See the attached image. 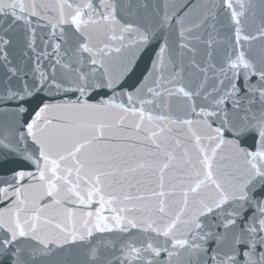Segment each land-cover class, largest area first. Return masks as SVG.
<instances>
[{
    "label": "water",
    "instance_id": "95a60500",
    "mask_svg": "<svg viewBox=\"0 0 264 264\" xmlns=\"http://www.w3.org/2000/svg\"><path fill=\"white\" fill-rule=\"evenodd\" d=\"M22 2L25 5L23 12L19 0H0L3 5L17 4L16 17H13L11 7L0 8V36L10 40L6 48L0 45V80L7 73L3 63L5 51L21 73H28L29 83L32 82L33 69H36L38 78L40 74L52 75V66L57 59L61 63L55 64L56 78L75 80L77 69L89 70L82 59L90 58L89 54L77 52L78 44H87L93 52L102 48L105 53L113 50L105 59L112 62L111 70L118 77L119 86L114 90L107 87L86 89L83 94L75 89L74 84L65 83L61 90H49L45 86L38 91L31 90L33 95L26 98L24 105L26 111L19 115H14L11 107L0 106V189L5 190L0 191V224L5 225L0 228V239L6 235L10 237L7 227L14 228L19 224L26 232L32 233L18 237L15 245L21 249V260L27 264H88L89 249L98 243L101 252L104 251V242L108 241L114 242L117 248L122 240L135 241L139 245L151 239L154 244H162L165 239L162 235L157 237L153 232L142 230L153 221L154 227L162 232L179 217L173 233L181 238L184 231L181 222L202 211L201 201L210 204L218 196L211 183L198 184L206 171L204 155L210 157L213 178L221 183L235 174L234 169L242 166L233 145L227 143L235 137L230 131L222 130L221 139L225 142L213 153L212 149L220 144V139L210 140L209 137H216L214 129L219 125L212 123L209 127L212 118L200 113L199 107L193 112L191 98L182 94L171 98L166 94L162 97L148 95L144 98L154 100V103L141 105L138 101L129 103L127 93L149 75L153 60L165 40L168 44L163 53L166 69L170 68V60L177 65L182 60V84L187 91H192L194 85L203 79L193 63L219 65L225 51L235 44L237 26L241 28V37H254L243 42L244 50L252 58H258L264 52V37L258 34L264 31V0H250V3L248 0H232L233 10L238 12L241 11V2L244 3V15L238 18L239 25L223 7H214L222 4V0H115V22L100 19L99 13L104 11L102 0ZM86 3H91L92 9L83 8ZM77 7L83 10V21L98 22L77 28L71 23ZM210 11L216 13L215 20L208 15ZM174 14L175 18L161 27L163 18ZM206 16L207 23H202ZM180 18L184 21L185 41L179 37L181 27L176 20ZM125 23L151 26L156 30V37L140 43L136 34L124 33V38L120 39ZM134 40L137 43L133 44ZM182 42L187 43L188 48L181 49ZM115 48H120V53H116ZM65 63L74 65L73 70H65L62 67ZM162 74L168 78L167 70ZM208 76L211 77L212 73L208 72ZM12 83L22 81L13 79ZM182 84L164 87L175 92ZM196 103L199 105L201 101L197 99ZM44 105L48 107L36 120L34 132L46 144L50 156L47 164L40 159V146L27 130L15 127L17 121L32 122L35 112ZM253 143L252 135L244 138V145ZM76 145H83L78 158L86 167L80 175L83 177L87 173L93 178L88 184L82 179L77 180L75 172L71 181L65 183L63 179L54 178L49 171L56 162L60 165L56 175L64 176V169L71 165V160L61 162L59 156L66 155ZM40 170L45 171L44 179H40ZM21 171L32 175L17 177L16 173ZM96 172L105 175L101 177V191L93 192L89 200L88 193L94 186ZM101 195L105 204L100 215L107 218L109 225L115 223L113 216H124L129 233L118 229L104 233L95 231L96 209L101 207ZM109 196L117 199L108 202ZM126 196L132 199H125ZM80 197L84 198L83 203ZM161 205L164 213L159 212ZM121 208L129 211L120 212ZM127 220H134L140 228H131ZM89 228L93 229L92 236L84 241H72V235H83ZM33 235L47 241V248L33 239ZM33 248L38 249L35 257L30 256ZM187 255V250L181 251L179 256L171 258V264H184ZM168 259L167 252H162L158 264ZM0 264H8V256H0Z\"/></svg>",
    "mask_w": 264,
    "mask_h": 264
},
{
    "label": "snow or ice",
    "instance_id": "6c2138e0",
    "mask_svg": "<svg viewBox=\"0 0 264 264\" xmlns=\"http://www.w3.org/2000/svg\"><path fill=\"white\" fill-rule=\"evenodd\" d=\"M250 3V0H248ZM71 6V5H69ZM11 7L13 9L12 15L16 17L15 8L16 3L11 5L0 4V8ZM91 3H86L83 8L92 9ZM103 12L99 13L100 19L104 21H116V3L115 0L111 3L101 2ZM215 8L223 7L230 15L231 19L239 25V17L244 15V3L241 2V11L233 10L232 0H222V4L214 5ZM19 8L21 12L24 11L25 5L22 0H19ZM35 15V13H32ZM83 10L77 7L75 14L72 17L71 23L79 28L82 24L97 23L98 21H83L81 19ZM209 16L213 20L216 19V13L210 11ZM173 16L166 15L163 18L161 27L167 24V21L174 19ZM208 16L201 22L207 23ZM176 23L181 27L179 34L180 40H186V33L183 29V18L177 19ZM56 27V25H53ZM123 39L124 33L136 34L140 43H147L156 37V30L151 26L134 25L132 23H125L121 28ZM264 37V31L258 33ZM236 40L233 47L226 50L223 54L222 62L216 64H204L201 66L198 63H193V67L202 74L203 79L196 83L192 91H187L183 86L184 79V65L181 60L179 65L175 61L170 60V68L166 69L163 60V53L166 51L168 44L165 40L161 45L157 58L153 60L152 69L148 76L128 95L129 103L138 101L141 105L153 104L154 100H147L144 97L152 95L153 97H162L165 94L171 98L175 95L182 94L185 97L192 99L190 108L196 112L197 107L200 113L205 117L212 118L209 127L212 123L219 126L214 129L216 137H209L212 139H220V144H217L212 149L215 153L216 149L220 147L225 141L221 139L222 130L230 131L235 137L234 140H229L227 143L233 145L236 154L242 160V166L234 169V175L228 180L221 183L213 178L211 171L210 157L204 155V163L206 171L202 180L198 184L211 183L218 196L212 199L211 203L201 201L200 206L202 211L191 215L183 220L184 231L181 238H177L173 233V228L176 226L177 220H173L161 232L160 229L154 227L155 221L147 224L142 230L145 232H153L165 239L162 244H154L151 239L146 243L137 245L135 241L122 240L117 248L114 242H104V251L99 249L101 245L93 246L88 252V264H158V258L162 252H167L168 260L162 264H171V258L179 256L180 252L187 250V258L184 264H264V52L258 58H252L251 54L244 50V41L254 39V37H241V28L236 27ZM63 39V33L61 34ZM115 39V37H112ZM10 43L9 39L0 36V45L4 48ZM133 44L137 41H132ZM211 42H209L210 44ZM47 44V42H45ZM60 45H56L59 47ZM181 49L188 48V44L182 42ZM105 47H108L105 45ZM113 51L109 49V53ZM116 53H120V48H115ZM77 52L88 53L89 57H82L89 67L88 71L83 68L77 69V76L75 80L61 79L58 80L55 76V64H60L61 60L57 59L52 66V75L45 76L40 74L39 78L36 75V69L32 70V82L27 80L28 73H21V69L16 67L8 59V54L5 51L3 56V63L7 68L6 76L0 80V106L5 109L11 107L14 115H19L26 111L24 105L27 97L33 95L32 89L41 90L45 86L49 90L55 88L61 90L65 83L74 84L75 89L82 94L86 89L107 87L114 90L119 86L118 77L114 75L111 70V61L106 60L105 57L109 53H105L103 48L98 52L93 50L87 44H78ZM97 56L99 58H97ZM211 59V53H209ZM62 67L67 71H72L74 65L62 64ZM102 70V71H101ZM168 71V78L163 76V72ZM157 72L161 75H155ZM208 72L212 76H208ZM154 77V78H153ZM13 79L22 81L19 84H13ZM149 83L151 86H149ZM181 83L182 86L177 87L175 92L164 87L165 85H175ZM160 88L161 91H156ZM68 91L69 89H64ZM199 99L201 103L197 105L196 101ZM230 103V106H229ZM48 105L40 108L35 112V119L32 122L17 121L15 127L26 129L27 134L33 137V140L40 146V159L49 162V152L46 150L44 141L36 137L34 128L35 122L41 117ZM199 114V113H197ZM185 123H191L185 121ZM252 135L254 143L252 145H244V138ZM23 137V132H21ZM200 138L197 137L199 142ZM83 145H76L66 155L59 156V161L71 160V165L64 169V176H57L59 171V163L53 162L54 167L49 171L52 172L54 178L63 179L65 183L71 181V177L75 172L77 180H83L85 184L93 179L85 173L81 177V171L86 167L85 163L78 158ZM206 153L205 149H201ZM39 166V160L36 161ZM31 176V173L17 172V177ZM105 175L102 172H96L93 187L89 190L88 199L91 200L93 192L99 193L101 191V177ZM45 171L40 170V179H44ZM0 191H5L0 189ZM195 191V189H193ZM259 194V195H258ZM117 197L109 196L108 202H114ZM125 199H132L126 196ZM80 202H84V198L80 197ZM99 203L100 208L96 209L97 221L94 225L95 231L104 233L111 232L113 229H118L123 233H129V227L125 226V217L122 215H115L112 217L114 224L109 225L107 218L100 215L105 204L104 196L101 195ZM116 211V209H112ZM120 212L129 211L121 208ZM163 205L159 208L160 213H164ZM91 216V213H88ZM127 224L133 228H140L134 220H127ZM5 225L0 224V228ZM7 233L3 239H0V256H8V264H27L21 260V249L15 247L18 243V237H25L32 235L31 232H26L19 224L14 228L7 227ZM35 226H33V232ZM93 229L89 228L83 235H72V241H84L92 236ZM33 239L38 240L40 245L48 246V242L41 240L39 237L33 235ZM62 243H67L63 241ZM15 250L13 251V249ZM171 249V250H169ZM10 254V255H9ZM38 254V249L33 248L30 256L35 257Z\"/></svg>",
    "mask_w": 264,
    "mask_h": 264
}]
</instances>
